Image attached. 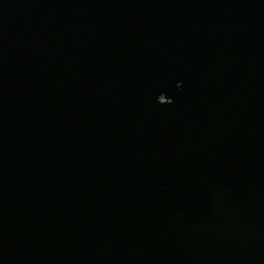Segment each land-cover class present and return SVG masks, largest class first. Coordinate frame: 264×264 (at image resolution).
Listing matches in <instances>:
<instances>
[{
  "label": "water",
  "instance_id": "95a60500",
  "mask_svg": "<svg viewBox=\"0 0 264 264\" xmlns=\"http://www.w3.org/2000/svg\"><path fill=\"white\" fill-rule=\"evenodd\" d=\"M0 264H264V0H0Z\"/></svg>",
  "mask_w": 264,
  "mask_h": 264
}]
</instances>
